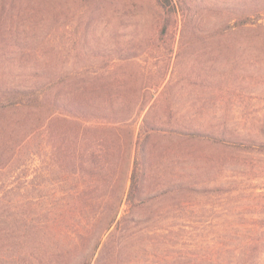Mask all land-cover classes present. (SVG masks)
I'll use <instances>...</instances> for the list:
<instances>
[{"label":"rangeland","instance_id":"rangeland-1","mask_svg":"<svg viewBox=\"0 0 264 264\" xmlns=\"http://www.w3.org/2000/svg\"><path fill=\"white\" fill-rule=\"evenodd\" d=\"M172 1L170 12L157 0H0V81L75 75L30 110L0 114V162L11 157L0 197L55 195L35 188L42 167L55 168L50 179L69 175L60 136L83 127L61 117L47 125L55 97L78 94L125 120L109 141L118 188L129 184L128 152L149 109L167 125L264 144V0ZM149 147L145 206L122 203L125 222L100 245V264H264V149L174 133ZM96 148L88 138L81 152ZM80 154L71 159H88ZM82 245L56 263L72 264Z\"/></svg>","mask_w":264,"mask_h":264},{"label":"trees","instance_id":"trees-1","mask_svg":"<svg viewBox=\"0 0 264 264\" xmlns=\"http://www.w3.org/2000/svg\"><path fill=\"white\" fill-rule=\"evenodd\" d=\"M157 1L162 8L170 12L175 11L172 0ZM250 19L246 17L238 23H247ZM67 73L52 72L34 83L30 80L0 81V114L20 108L30 110L39 105L46 99L48 90L53 88L56 82L75 77L74 74ZM54 100L56 109L51 110L44 119L48 122L47 125L54 117H61L69 123H78V127H83L82 131L74 132L75 136L72 134L69 136V133L65 132L60 136L59 147L65 145V156L71 161L64 165L61 171L69 175L50 179L46 172L54 173L55 168L53 170L46 166L43 170L42 167L35 188L51 190L55 195L44 193L11 199L0 197V264H61L56 263L58 257L64 252L73 251V244L75 246L81 242L83 244L81 248L75 247L79 250L73 252L72 264H100L104 257L103 247L98 250L100 245L105 246L113 241L114 228H121L125 222L126 216H119L122 203H127L130 211L145 206L148 198L146 192L148 171L153 157V149L149 147V143L164 133L210 139L223 144H237L248 149H264V144L254 141L226 140L207 131L164 124L149 109L141 118L133 150L128 152L126 179L129 184L127 187L124 184L122 188H118L121 178L117 169L114 170V150L109 141L111 134L114 133V124L125 120L119 118L113 109L109 111L107 108H95L93 101L78 94H73L62 101H58L60 99L57 97ZM147 104L145 102L139 105V112L144 110ZM83 116L88 118H82ZM92 130H96V133L92 134ZM27 135L28 132L21 139L26 140L25 145H28L29 141ZM88 138L95 140L98 150L81 152ZM68 141L74 144L76 142L80 146L78 149L80 151L71 149L72 147L67 145ZM78 152L88 153V159H80L78 162L72 160L73 156L78 157L75 155ZM10 159L8 156L4 162H0V168L9 165ZM105 162L110 164L107 169H103ZM115 176L118 179L116 186ZM65 190L69 193L62 195ZM117 191L115 203L117 208L114 209V192ZM106 234L107 237L104 239ZM92 240L95 243L90 247ZM50 246L53 248L49 250Z\"/></svg>","mask_w":264,"mask_h":264}]
</instances>
